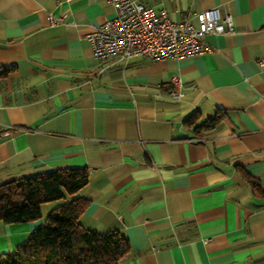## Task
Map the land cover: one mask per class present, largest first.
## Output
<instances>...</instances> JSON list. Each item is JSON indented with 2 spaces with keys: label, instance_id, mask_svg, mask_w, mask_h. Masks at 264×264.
Wrapping results in <instances>:
<instances>
[{
  "label": "crops",
  "instance_id": "0c3cea01",
  "mask_svg": "<svg viewBox=\"0 0 264 264\" xmlns=\"http://www.w3.org/2000/svg\"><path fill=\"white\" fill-rule=\"evenodd\" d=\"M139 1L192 22L218 7L234 30L195 56L96 58L111 3L0 0V182L85 166L79 222L128 237L115 264H264V197L236 169L264 188V0ZM42 221L0 220V252Z\"/></svg>",
  "mask_w": 264,
  "mask_h": 264
},
{
  "label": "trees",
  "instance_id": "16d2710c",
  "mask_svg": "<svg viewBox=\"0 0 264 264\" xmlns=\"http://www.w3.org/2000/svg\"><path fill=\"white\" fill-rule=\"evenodd\" d=\"M13 66H0V79ZM220 114L196 128H209ZM197 117L186 119L194 124ZM255 195L264 197V188L245 169L236 167ZM88 181L85 166L49 169L0 182V220L19 222L41 217L44 202L63 200L51 208L45 219L11 250L0 252V264H115L129 250L128 237L118 229L99 232L79 222L83 201L72 196ZM67 196H72L67 199Z\"/></svg>",
  "mask_w": 264,
  "mask_h": 264
},
{
  "label": "built area",
  "instance_id": "2783aa9c",
  "mask_svg": "<svg viewBox=\"0 0 264 264\" xmlns=\"http://www.w3.org/2000/svg\"><path fill=\"white\" fill-rule=\"evenodd\" d=\"M112 4L113 15L86 35L96 58L114 56L123 61L143 55L150 60L195 56L212 50L204 41L208 33L234 30L230 13L211 7L195 14L196 22L188 18L172 19L165 8L145 5L139 0H105ZM54 25L61 18L47 15ZM264 65V60H258ZM171 96L179 94L177 86L169 89ZM199 138H194L198 140Z\"/></svg>",
  "mask_w": 264,
  "mask_h": 264
},
{
  "label": "rangeland",
  "instance_id": "374dc122",
  "mask_svg": "<svg viewBox=\"0 0 264 264\" xmlns=\"http://www.w3.org/2000/svg\"><path fill=\"white\" fill-rule=\"evenodd\" d=\"M50 203L49 202H44L42 205H41V214H42V217H43V220L45 219L47 213L49 212L50 208ZM12 249V248H11ZM9 249V250H11ZM8 251V250H7Z\"/></svg>",
  "mask_w": 264,
  "mask_h": 264
}]
</instances>
